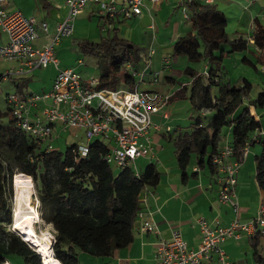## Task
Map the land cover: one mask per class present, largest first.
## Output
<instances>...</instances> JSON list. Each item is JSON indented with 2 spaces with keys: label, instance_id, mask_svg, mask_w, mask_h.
Instances as JSON below:
<instances>
[{
  "label": "trees",
  "instance_id": "1",
  "mask_svg": "<svg viewBox=\"0 0 264 264\" xmlns=\"http://www.w3.org/2000/svg\"><path fill=\"white\" fill-rule=\"evenodd\" d=\"M186 9L188 30L175 39L171 55H183L190 62L205 60L206 74L191 67L184 70L190 78L187 99L194 110L213 113L204 123L199 116L194 117L188 129L172 137L181 179L187 177L185 167L191 154L196 166L218 172L211 157L221 149L218 143L224 127L228 132L227 145L231 148L228 160L241 162L247 148L256 142L262 144L261 151L255 155V165L256 180L264 200V141L257 134L260 121L252 112V108H264V84L257 96L248 101L252 83L246 78L233 85L220 82L218 78L217 64L224 56L222 46L228 47L226 52L242 51L248 47V40L227 38L226 18L214 5L192 0ZM101 19L100 27L107 22L106 18ZM114 31L110 29L111 34L107 33L97 43L85 42L83 49L107 58V67L97 77V88L124 86L130 89L136 79L125 70L124 64L128 56L137 59L132 53L136 48L117 37ZM252 40L258 49L256 60L264 64L263 26L256 23ZM241 60L257 68L247 56H242ZM6 111H9L8 106ZM2 114L5 112L0 111V116ZM78 145L72 143L62 151L47 149L22 131L12 116L4 123L0 121V264L7 262L6 255L10 253L21 257L26 264H41L39 255L9 228L13 218L11 177L13 179L16 173L31 178L38 202L36 211L52 228L51 249L61 264H78L77 251L109 257L132 240L138 196L144 188L154 187L158 180L155 164H145L139 173L130 166L118 168L113 173L110 164L103 159L109 150L107 144L93 138L87 144L85 156L76 152ZM262 236L259 231L250 236L254 264H264Z\"/></svg>",
  "mask_w": 264,
  "mask_h": 264
},
{
  "label": "crops",
  "instance_id": "2",
  "mask_svg": "<svg viewBox=\"0 0 264 264\" xmlns=\"http://www.w3.org/2000/svg\"><path fill=\"white\" fill-rule=\"evenodd\" d=\"M193 1L214 5L226 18L224 28L226 36L245 38L248 40V46L250 44L254 46L252 35L256 23L264 27V6L260 3L264 4L262 0ZM181 4L182 0H159L154 5L148 0H143L141 12L130 17L132 23L141 25L143 34L146 36L143 39L146 40L147 50H151V53H148L149 60L146 63L136 60L135 68H132L131 71V74L134 72L133 75H138V80L135 81L137 87L139 84L142 86L140 90L168 93L169 98L172 93H177V95L183 97L188 95L187 87L190 83V78L184 71L185 68L191 67L196 72L206 74V63L201 69H195L190 66V61L186 57H177V68L175 74H173L172 58L168 52L175 39L182 36L184 31L188 29V20L183 18L180 10ZM39 8L38 12L35 11L36 9L31 11L22 8L18 5L17 0H3L0 4V9L4 11L18 9L24 16L35 19L37 37L32 42V46L36 48L49 43L55 24L66 13V0H44V4L42 2ZM170 8L172 10L177 9L175 16L172 15L175 11L170 12ZM41 11H44L42 18L40 20L34 18V15H38ZM89 13H92L91 9ZM119 18L116 17L107 21L108 29L113 26L116 27L114 28L115 34L118 31L117 23L121 22V18L118 20ZM42 21L47 25L46 32L39 27ZM73 30L74 28L72 32ZM39 31L43 37L48 36V39L40 38ZM161 33H164L163 38L160 36ZM5 41V34L0 32V44L5 43ZM254 49L258 52L255 46ZM12 63L15 64L14 73L16 74L31 72L23 70L21 73H17L19 64L17 62ZM130 65L125 64L126 67ZM262 72L264 73L263 69ZM49 88L50 85L45 91ZM45 104L46 102L39 101L33 111H38ZM166 105L150 115L151 127L148 131L147 153L135 158L133 161L132 170L135 173H139L138 169L141 170L142 165L150 162L154 163L158 171V180L154 187L143 189L138 196V207L142 210L144 218H134L132 240L126 246L115 250L109 257L92 256L77 251L78 264H151L155 244L161 239H167L171 230H178L187 246L195 249L200 241L198 219L203 218L210 226H226L235 216L241 222H245L256 216L259 207L264 204L263 193L256 180L255 165V155L261 151L260 142L254 143L245 150L235 175L236 212L232 210L229 204L218 199L220 173L213 172L205 166L198 167L195 164V158H190L189 164L185 167L187 177L184 180L181 179L176 166L175 150L170 136L172 127L165 122L168 118V114L164 110ZM180 106L182 104L177 106V111ZM255 110V108H252V112L257 115L260 121V131L264 132L262 118L264 113L260 115ZM205 111L202 110V113L205 114ZM160 112L161 116L158 121L157 114ZM152 116H154V121L151 120ZM175 129L178 133L183 128L177 125ZM163 130L167 133L164 134ZM222 133L223 142L218 145V149L228 144L227 130ZM165 137L168 139L165 140ZM138 160L139 167L136 163ZM143 219L151 222L154 229L151 231L143 229ZM250 236L241 234L239 238H227L220 244V248L227 255L230 264H254ZM262 242L264 243V236H262ZM7 263H10L9 260H7Z\"/></svg>",
  "mask_w": 264,
  "mask_h": 264
},
{
  "label": "built area",
  "instance_id": "3",
  "mask_svg": "<svg viewBox=\"0 0 264 264\" xmlns=\"http://www.w3.org/2000/svg\"><path fill=\"white\" fill-rule=\"evenodd\" d=\"M148 1L154 5L159 0ZM191 2L192 0H182L180 10L185 19L188 18L186 5ZM87 4H94L93 12L108 21L116 17L127 19L139 14L143 0H66V13L55 24L49 43L39 48L32 46L37 37L33 18L24 16L18 10L0 9V32L6 36L5 43L0 44V59L17 62V73L32 71L48 64L55 69L47 91L30 93L24 97L9 94L6 104L15 124L40 143L50 136L54 123H60L63 128H79L86 141L76 148L80 156L86 155L90 140L108 137L112 146L103 159L117 168H132L134 159L147 153L150 115L166 105L169 94L140 90L137 83L130 89L97 88V78H90L89 85L84 86L80 75L73 68L58 67L53 47L62 36L71 34L72 22ZM39 27L47 31L44 21L40 22ZM262 69L264 71V67ZM39 101L46 104L35 112L33 109ZM257 134L264 141V132L259 131ZM45 148H50L49 144ZM230 151L228 145L224 146L211 157V162L220 173L218 199L229 204L236 212L234 186L240 162L228 160ZM143 215L138 208L135 217L142 219ZM197 223L200 241L195 249L187 246L178 230H171L167 239H161L155 244L151 264H230L220 244L227 238H239L241 234L252 235L259 231L264 235V204L259 207L256 216L245 222L235 216L226 226H210L203 218L198 219ZM142 227L147 231L154 229L146 219H143ZM51 239L52 245L53 235ZM29 247L39 255L41 264H44L40 253ZM50 254L54 257L51 248ZM57 264L61 263L57 260Z\"/></svg>",
  "mask_w": 264,
  "mask_h": 264
},
{
  "label": "rangeland",
  "instance_id": "4",
  "mask_svg": "<svg viewBox=\"0 0 264 264\" xmlns=\"http://www.w3.org/2000/svg\"><path fill=\"white\" fill-rule=\"evenodd\" d=\"M262 1L264 2V0ZM42 2L44 4V0H17L18 5H20L22 8H27L31 11L36 9L35 11L37 12L40 10L39 7L42 5ZM260 3L264 6L262 2ZM94 8H95L94 4H87L72 22L74 28L72 34L68 36H62L59 42L53 47L54 56L58 61L57 64L58 67L73 68L80 75L81 83L84 86L89 85V79L97 78L98 75L103 71V69L107 67L106 56L98 54L96 52H87L85 49H83L84 43L85 42L97 43L100 41L101 37H105L106 35L111 34L110 29L116 28L113 26L110 29H108L107 22H105L102 25V27H100L101 24L100 21L102 19L98 18V14L93 12ZM90 9L92 10V13H89ZM172 11H175L174 13H172V15L175 16V14H177V9L175 8L174 10H172V8H170V12ZM43 12L44 11H41L38 13V15H34V18L40 20L44 15ZM118 20H120V18ZM117 25H118L117 27L118 31L116 33V36L131 43L136 48V50L132 52L133 54L136 55L137 57L136 60H139V62L141 61L146 63L147 60H149L148 50H147L148 46L146 40L143 39V37L146 36L143 34L141 25L132 23V19L130 18L124 19L123 21L121 19V22L117 23ZM187 30H185L184 33H186ZM39 33H40V38L48 39V36L43 37L40 31ZM43 34L46 35L45 33ZM160 36L163 38L164 33L163 34L161 33ZM230 36H234V35H230ZM227 38L232 39L233 37H229L228 35ZM153 49L155 50L154 46ZM222 50L224 52V56L221 59V61L218 62L217 64L219 81L228 82L231 85H233L236 84L239 81V79L246 78L249 82L252 83L251 90L248 95V99L255 98L264 84L263 82L264 73L262 72V67L264 66V64L256 60L258 54L254 49V46L250 44L245 50L235 51V52H226L228 51V47L222 46ZM168 53L169 56L172 58L173 74H175L174 72L175 69L177 68V57H184V56H177V55L172 56L171 49H169ZM242 56H247L250 60H252L255 63L257 68L255 69L252 65L242 63L241 62ZM128 57L129 60H127L125 64H129V65L131 64V65L126 67L124 64V68L125 70L127 71L130 70L129 72H131L133 70L132 68H135L136 60L133 57V55ZM205 63H206L205 60L200 59L194 62H190V66H192L195 69H201ZM14 67H15L14 63L0 59V111L5 112V114H2L0 116V121L3 123L6 122L9 118H11L10 112L6 111L7 95L16 94L18 96H24L30 93H41L42 91L45 92L48 86L49 85L51 86L55 74L54 68L51 64H48L45 67L36 68L31 72L25 74L14 73L15 71ZM134 76L135 79L138 80L137 79L138 75L135 74ZM123 88L127 89V87L124 86ZM141 88L142 86L139 84L138 89ZM211 90L214 91V87H212ZM186 97L187 95L180 97L179 95H177V93L174 94L172 93L164 109L168 114V118L166 119L165 122L169 123L168 125L172 127L171 128L172 130L170 132L171 140L172 137L175 134H177L175 129L177 125L181 126L183 128L181 131H183L189 128V124L193 121L194 117L199 116L201 121L204 123L209 119V117L213 113L212 111L206 110L205 114H203L202 110L200 111L194 110ZM179 104L180 105L182 104V106H180L179 110L177 111V106ZM255 109H256L255 111L260 115L264 113V108H255ZM160 116H161V112L157 114L158 121L160 120ZM153 117L154 116L151 117L152 121H154ZM262 118L264 122V116H262ZM225 130L226 129L224 127L221 129L220 132L221 137H223L222 132ZM163 132L164 134L167 133L165 132V130H163ZM167 139L168 138L165 137V140ZM99 140H101L104 144H107L109 148L112 146L111 140L108 137L101 136L99 137ZM222 140L223 138L219 140L218 143L219 145H221V143L223 142ZM85 142L86 141L81 129L72 128V127L63 128L60 123H54L52 125L50 136L41 141V147H45L46 144H49L50 148L58 151H62L66 146L72 143L84 144ZM261 149H262V144H261ZM191 158H194L193 154H191ZM136 163H138L137 167H139V160L136 161ZM143 166L144 165H142L141 170ZM110 167L113 173H116L118 171V168L115 167L114 165L110 164ZM138 170L139 172L141 171L140 168ZM11 192L12 194L10 201L13 212L12 201L14 198V177L13 179L11 177ZM30 202L36 210V207L38 206V202L35 198L34 188H33V193L30 197ZM11 222L13 225V218H11ZM12 225L10 224L11 226L9 227L10 229H12ZM33 229L37 234L40 232V230H45L50 235H53L50 224L44 223L41 219L39 223H35L33 225ZM16 234L18 233L16 232ZM18 235L20 236L21 239H24L20 234ZM26 243L29 246L36 249L28 242ZM6 258L7 260H9L10 262L9 264H26L22 261L21 257L15 254H11V253L7 254Z\"/></svg>",
  "mask_w": 264,
  "mask_h": 264
},
{
  "label": "bare ground",
  "instance_id": "5",
  "mask_svg": "<svg viewBox=\"0 0 264 264\" xmlns=\"http://www.w3.org/2000/svg\"><path fill=\"white\" fill-rule=\"evenodd\" d=\"M14 177L13 225L12 230L20 234L26 242L34 246L41 254L44 264H57L51 256V235L45 230L37 234L33 225L40 222L39 215L30 202L33 185L30 176L18 173ZM37 251V252H38Z\"/></svg>",
  "mask_w": 264,
  "mask_h": 264
},
{
  "label": "water",
  "instance_id": "6",
  "mask_svg": "<svg viewBox=\"0 0 264 264\" xmlns=\"http://www.w3.org/2000/svg\"><path fill=\"white\" fill-rule=\"evenodd\" d=\"M12 191H13V188H12ZM13 198V197H12ZM22 240H24V239H22Z\"/></svg>",
  "mask_w": 264,
  "mask_h": 264
}]
</instances>
